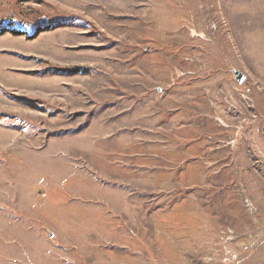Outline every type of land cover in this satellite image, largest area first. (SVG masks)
<instances>
[{
  "label": "rangeland",
  "instance_id": "rangeland-1",
  "mask_svg": "<svg viewBox=\"0 0 264 264\" xmlns=\"http://www.w3.org/2000/svg\"><path fill=\"white\" fill-rule=\"evenodd\" d=\"M0 264H264V0H0Z\"/></svg>",
  "mask_w": 264,
  "mask_h": 264
},
{
  "label": "water",
  "instance_id": "water-1",
  "mask_svg": "<svg viewBox=\"0 0 264 264\" xmlns=\"http://www.w3.org/2000/svg\"><path fill=\"white\" fill-rule=\"evenodd\" d=\"M47 19L43 18L38 21V23H46ZM235 79L239 82L242 83L245 80V76L240 72V71H234L233 72Z\"/></svg>",
  "mask_w": 264,
  "mask_h": 264
},
{
  "label": "trees",
  "instance_id": "trees-1",
  "mask_svg": "<svg viewBox=\"0 0 264 264\" xmlns=\"http://www.w3.org/2000/svg\"><path fill=\"white\" fill-rule=\"evenodd\" d=\"M83 71H87V70H84L83 68H76L75 70H73V72L75 73H82Z\"/></svg>",
  "mask_w": 264,
  "mask_h": 264
}]
</instances>
